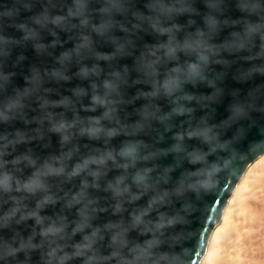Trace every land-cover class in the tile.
<instances>
[{
  "label": "water",
  "instance_id": "water-1",
  "mask_svg": "<svg viewBox=\"0 0 264 264\" xmlns=\"http://www.w3.org/2000/svg\"><path fill=\"white\" fill-rule=\"evenodd\" d=\"M263 155L264 0H0V264H202Z\"/></svg>",
  "mask_w": 264,
  "mask_h": 264
},
{
  "label": "bare ground",
  "instance_id": "bare-ground-1",
  "mask_svg": "<svg viewBox=\"0 0 264 264\" xmlns=\"http://www.w3.org/2000/svg\"><path fill=\"white\" fill-rule=\"evenodd\" d=\"M202 264H264V155L226 202Z\"/></svg>",
  "mask_w": 264,
  "mask_h": 264
},
{
  "label": "snow or ice",
  "instance_id": "snow-or-ice-1",
  "mask_svg": "<svg viewBox=\"0 0 264 264\" xmlns=\"http://www.w3.org/2000/svg\"><path fill=\"white\" fill-rule=\"evenodd\" d=\"M6 188V180L3 178H0V190H3ZM190 259V257H189Z\"/></svg>",
  "mask_w": 264,
  "mask_h": 264
},
{
  "label": "clouds",
  "instance_id": "clouds-1",
  "mask_svg": "<svg viewBox=\"0 0 264 264\" xmlns=\"http://www.w3.org/2000/svg\"><path fill=\"white\" fill-rule=\"evenodd\" d=\"M250 31H253V32H254V31H255V29H254V28H253V29H250Z\"/></svg>",
  "mask_w": 264,
  "mask_h": 264
}]
</instances>
